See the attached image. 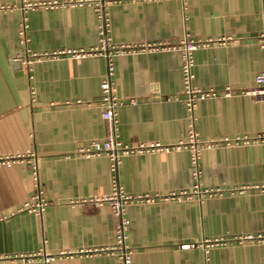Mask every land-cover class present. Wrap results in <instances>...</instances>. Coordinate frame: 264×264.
<instances>
[{"label": "crops", "instance_id": "0c3cea01", "mask_svg": "<svg viewBox=\"0 0 264 264\" xmlns=\"http://www.w3.org/2000/svg\"><path fill=\"white\" fill-rule=\"evenodd\" d=\"M19 4L0 0V264H117L112 254L86 251L114 240L117 218L106 203L90 201L111 191L108 159L76 153L105 135L98 103L104 59L13 62L26 48L41 55L95 45L96 13L89 6L30 10L25 48L18 41L21 10L1 9ZM108 11L116 43L212 39L194 52L193 84L238 93L199 101L201 139L264 132V104L239 93L254 86L264 64L257 44L264 0H122ZM180 65L176 51L114 58L116 95L126 102L117 109L123 143L170 146L184 137L185 106L171 98L182 92ZM200 165L202 185L225 188L221 196L128 205L132 264H264V241L235 240L264 233V191L231 190L264 184V144H220L202 152ZM192 169L188 152L171 148L122 156L119 172L127 194L166 195L190 188ZM38 188L48 202L40 215L22 207ZM214 237L229 242L208 252L181 248Z\"/></svg>", "mask_w": 264, "mask_h": 264}, {"label": "built area", "instance_id": "2783aa9c", "mask_svg": "<svg viewBox=\"0 0 264 264\" xmlns=\"http://www.w3.org/2000/svg\"><path fill=\"white\" fill-rule=\"evenodd\" d=\"M122 0H39L28 1L20 0L18 6L5 5L1 6L4 11L10 10L13 7H18L22 12V20L18 29V41L26 48L28 38V17L27 13L35 9H57L63 7L89 6L96 13L98 42L95 45L81 48H63L49 53L37 55L29 54V49L26 48V56L17 57L24 65L28 67L35 61H40L42 57L48 59H59L61 57H69L74 59H82L86 57H102L105 61V73L101 82L99 106L101 109V117L105 123V135L102 139H92L85 147L80 148L76 153L84 157L105 156L108 159L109 169L111 173V191L104 197L90 199L91 202L98 204L106 203L113 215L117 218L114 240L109 247L87 249L86 251L93 254L106 253L112 254L117 258V264H132L133 250L127 244L128 230L130 220L127 216V207L132 203H150L158 200H176L195 197L198 201H202L205 197L221 196L226 190L223 187H204L200 181L202 169L200 158L204 150L212 149L220 144L226 145H257L264 144V132L257 135H235L222 136L218 139H201L199 132L196 129V109L199 101L209 98L230 97L238 93L233 91L230 86H225L220 89L216 87H208L201 89L193 84L195 77L194 67V52L199 47L207 46L212 42V39L197 40L188 36L180 39L175 43L167 41L153 42H138V43H116L110 36V18L109 7ZM225 40H218L224 42ZM257 44L264 53V29L257 37ZM158 51H176L180 55L182 92L171 97L174 100L181 101L186 110L187 132L183 138L179 139L176 144L163 146L159 143H138L137 145H128L123 143L119 138V127L117 109L124 105V99L118 98L116 95V87L114 82V58L123 54H144L154 53ZM16 60V59H15ZM254 86L245 91H239L240 94H247L253 97L256 101L264 104V64L262 68L254 75ZM169 99V98H168ZM127 103L136 105L134 98H129ZM184 149L188 152L189 161L192 165V177L194 183L190 188L181 190H171L166 195L159 193H138L136 195L127 194L120 181V164L121 157L133 153H144L147 151H168L169 149ZM13 158V157H11ZM35 180L37 173L35 172ZM260 188L264 191V184L258 185H241L231 189L245 190L247 188ZM42 189L38 188L35 195L31 196L23 203V208L32 211L36 214H42L48 202L42 197ZM232 193V192H231ZM235 240L242 242L248 241L253 243L263 242L264 233L239 235ZM229 240L223 237H214L204 239L202 243L181 245L182 249L202 246L205 252L214 246L226 245ZM51 260V257H46V263Z\"/></svg>", "mask_w": 264, "mask_h": 264}, {"label": "water", "instance_id": "95a60500", "mask_svg": "<svg viewBox=\"0 0 264 264\" xmlns=\"http://www.w3.org/2000/svg\"><path fill=\"white\" fill-rule=\"evenodd\" d=\"M13 62L17 63L19 67H21V61L19 59L14 60Z\"/></svg>", "mask_w": 264, "mask_h": 264}]
</instances>
